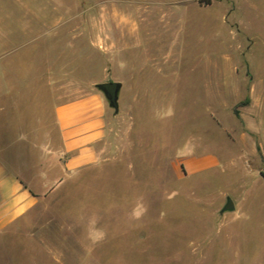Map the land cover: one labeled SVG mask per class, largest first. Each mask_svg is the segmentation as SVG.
Returning a JSON list of instances; mask_svg holds the SVG:
<instances>
[{
	"label": "rangeland",
	"instance_id": "rangeland-1",
	"mask_svg": "<svg viewBox=\"0 0 264 264\" xmlns=\"http://www.w3.org/2000/svg\"><path fill=\"white\" fill-rule=\"evenodd\" d=\"M37 92L109 110L102 162L32 217L77 222L66 264H264V0H0V118Z\"/></svg>",
	"mask_w": 264,
	"mask_h": 264
},
{
	"label": "crops",
	"instance_id": "crops-1",
	"mask_svg": "<svg viewBox=\"0 0 264 264\" xmlns=\"http://www.w3.org/2000/svg\"><path fill=\"white\" fill-rule=\"evenodd\" d=\"M15 97L0 118V264H66L54 240H70L77 222L32 217L48 197L102 162L109 110L95 94L62 102L37 92L27 104ZM217 164L213 155L185 159L189 173Z\"/></svg>",
	"mask_w": 264,
	"mask_h": 264
},
{
	"label": "water",
	"instance_id": "water-1",
	"mask_svg": "<svg viewBox=\"0 0 264 264\" xmlns=\"http://www.w3.org/2000/svg\"><path fill=\"white\" fill-rule=\"evenodd\" d=\"M97 87L104 93L106 99L109 101L110 107L114 108L116 112L119 111V98L122 90V83L118 81L103 82L97 84ZM235 202L229 198L224 207V211L235 210Z\"/></svg>",
	"mask_w": 264,
	"mask_h": 264
}]
</instances>
